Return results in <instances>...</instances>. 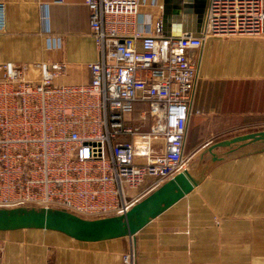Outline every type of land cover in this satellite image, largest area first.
Returning <instances> with one entry per match:
<instances>
[{"label":"built area","instance_id":"obj_1","mask_svg":"<svg viewBox=\"0 0 264 264\" xmlns=\"http://www.w3.org/2000/svg\"><path fill=\"white\" fill-rule=\"evenodd\" d=\"M202 38L166 37L140 0H85L99 60L87 84L57 85L64 64L0 66V209L125 215L185 171L188 126L210 36L264 38V0H206ZM63 2V0H56ZM0 0V33L6 31ZM125 264H136L132 248Z\"/></svg>","mask_w":264,"mask_h":264},{"label":"crops","instance_id":"obj_2","mask_svg":"<svg viewBox=\"0 0 264 264\" xmlns=\"http://www.w3.org/2000/svg\"><path fill=\"white\" fill-rule=\"evenodd\" d=\"M5 1L0 66H28L26 77L36 80L37 65L64 64L66 73L55 84L91 81L89 66L99 53L85 0ZM140 3L154 23L162 21L164 0ZM198 56L186 140V153L198 158L197 165L209 146L240 136L221 134L264 127V38L210 36ZM248 150H216L228 155L225 161L133 238L84 242L52 230L0 231V264H125L132 248L136 264H264V152L236 157ZM210 159L206 155L202 165ZM166 182L152 189L149 178L136 193H142L143 201Z\"/></svg>","mask_w":264,"mask_h":264},{"label":"water","instance_id":"obj_3","mask_svg":"<svg viewBox=\"0 0 264 264\" xmlns=\"http://www.w3.org/2000/svg\"><path fill=\"white\" fill-rule=\"evenodd\" d=\"M207 11L206 0H164L162 27L166 37L183 35L202 38ZM236 157L264 152V131L236 136L209 146L199 157V164L166 182L152 195L136 204L129 212L100 220H86L63 210L55 209H0V231L17 229H44L64 233L84 242H98L117 238H133L153 219L198 188L209 171L227 154L219 156L218 149L230 154L239 150ZM211 159L202 165L205 156Z\"/></svg>","mask_w":264,"mask_h":264},{"label":"rangeland","instance_id":"obj_4","mask_svg":"<svg viewBox=\"0 0 264 264\" xmlns=\"http://www.w3.org/2000/svg\"><path fill=\"white\" fill-rule=\"evenodd\" d=\"M220 37H223V38H255V37H249V36H234V37L220 36ZM258 39H260V38H258ZM253 128H249V129L237 128V130H234V132H227V133L221 134V138H228V137H232V136H236V135H244L245 133L248 134L251 132H256V131H260V130L264 129V127H260V126L253 127ZM197 160H198V158H193L190 165H195ZM1 253L2 252L0 249V256H1Z\"/></svg>","mask_w":264,"mask_h":264}]
</instances>
